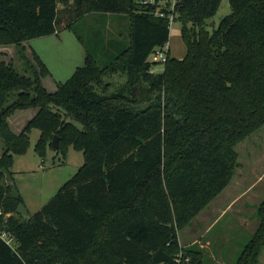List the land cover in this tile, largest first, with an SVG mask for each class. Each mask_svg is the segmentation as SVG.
Returning a JSON list of instances; mask_svg holds the SVG:
<instances>
[{"label": "trees", "instance_id": "obj_1", "mask_svg": "<svg viewBox=\"0 0 264 264\" xmlns=\"http://www.w3.org/2000/svg\"><path fill=\"white\" fill-rule=\"evenodd\" d=\"M145 0H0V45L15 46L20 74L0 58V264H202V251L180 243L184 230L230 184L236 146L264 128V0H229L232 13L210 32L222 0H185L177 20L183 59L168 55L150 73L153 51L168 43L170 23ZM93 13L128 20V45L101 67L87 54L50 92L51 75L28 52L32 39L59 34ZM126 78L112 91L105 77ZM36 114L20 132L9 119ZM43 156L60 138L82 151L83 165L37 213L17 212L23 197L6 175L30 146ZM53 149V148H52ZM261 223L235 264H259Z\"/></svg>", "mask_w": 264, "mask_h": 264}, {"label": "rangeland", "instance_id": "obj_2", "mask_svg": "<svg viewBox=\"0 0 264 264\" xmlns=\"http://www.w3.org/2000/svg\"><path fill=\"white\" fill-rule=\"evenodd\" d=\"M231 13L229 0H222L216 15L206 21L207 30L213 32L222 19ZM119 18L116 15L93 13L74 23L70 29L60 31L59 34L35 38L26 43L30 57L32 58L31 51H34L51 73L43 80L48 91H55L56 83L66 82L77 67L83 64L87 54L96 58L101 67H105L127 48L128 20L121 21ZM97 19L101 20L97 21ZM181 29L182 23L179 20H175L170 26L168 41L170 56L176 59H183L186 55V46L181 36ZM0 58H4L7 63L11 62L20 74L29 73L25 63L16 53L15 46L0 45ZM148 61L152 63L154 74H159L164 70L163 63H155V54L152 53ZM105 81L111 83V89L114 91L125 83L126 78L120 74H113L106 76ZM33 112L36 111L30 109L16 112L10 118L12 130L18 133L22 125L25 127L32 118ZM40 133L39 129L33 128L31 130L30 146L27 152L23 155L14 156V165L10 173L6 175L7 182L14 184V188L23 197L24 207L29 213L28 216H25L26 218L34 215L49 203L84 163L82 151L69 145L66 147V156L61 152L57 153L50 146L46 147L42 157L39 156L35 147ZM2 148L3 142L0 137V154ZM236 152L239 154L240 165L235 169L231 185L234 186L236 182H243L238 178L247 171L251 175L250 177L246 175L242 177L246 176L243 184L251 185L254 181L253 178L255 181L258 179L256 173L252 172H258L261 178L258 179L257 187L249 190L246 196L235 202L234 208L226 210L228 203L225 201L223 205L220 204V210L214 212V215L208 218L203 217L206 213L197 215L179 233V238L183 240L182 244H185L186 237L197 238L200 241L195 242L193 247L202 251V264H227L228 260L231 261V264H235L234 258L232 259V251L237 250V258L235 257V261H237L245 246L253 239L261 223L258 208L264 202V128L237 145ZM238 184L240 185V183ZM239 185L235 184L232 189L234 191H231L229 186L220 198L224 199L225 196L226 199L231 197L230 200L236 198L240 193L235 191L238 189L237 187H240ZM224 208L225 210H223ZM213 222L214 224L207 230V227ZM192 228L194 232L190 230ZM208 240L210 245L207 244ZM200 245L203 247L200 248ZM181 254L183 255L180 253L178 257H181Z\"/></svg>", "mask_w": 264, "mask_h": 264}, {"label": "crops", "instance_id": "obj_3", "mask_svg": "<svg viewBox=\"0 0 264 264\" xmlns=\"http://www.w3.org/2000/svg\"><path fill=\"white\" fill-rule=\"evenodd\" d=\"M106 15H111V14H106ZM115 16V15H114ZM86 17V16H85ZM116 17H120L119 19H121V21L122 20H124V21H127V19H125L123 16H116ZM101 19H97V21H100ZM125 23V22H124ZM25 46H26V44H25ZM27 47V46H26ZM28 49V48H27ZM28 52H29V50H28ZM44 80V79H43ZM46 87V86H45ZM46 89H47V87H46ZM57 89V88H56ZM56 91V90H55ZM54 92V91H53ZM36 114V112H33V114H32V117L34 116ZM9 122H10V125L12 126V124H11V121H10V119H9ZM21 129H23V125H22V127H21ZM18 132H20V131H18ZM252 173H256L255 175H256V177H258V179H260L261 177L259 176V173L258 172H252ZM244 175H246L247 177H250V175L251 174H249V171H247V172H243L242 173V175H241V177L240 178H238V180H243V182H236L235 184L236 185H239L238 183H240V187H237L238 189L237 190H235V191H238V192H240L239 194H238V196L236 197V198H234V199H231L230 200V198H228V199H226L227 197L225 196V198L223 199V198H220L221 197V195H224V191L226 190V189H228V187L230 186V188L229 189H231V191H234V190H232L233 189V187L235 186V184H234V186H232L231 185V183H232V181L230 182V184L224 189V191L218 196V197H216L201 213H200V215H202V214H204V213H206V215H204L203 217H205L206 216V218H208L209 216H212V215H214V212L216 213V212H218L219 210H220V204L221 205H223L224 203H225V201L228 203V205L226 206V210L227 209H232V208H234L233 206H234V204H235V202L236 201H238V200H240V199H242L244 196H246L247 194H248V191L249 190H251V189H253V188H255V187H257L258 186V183H259V181H258V179H256V181H255V178H253V180L255 181H252V183H251V185H248V184H243L244 183V180L246 179V176L244 177V178H242ZM232 193V192H231ZM241 197V198H240ZM223 210H225V208L223 209ZM222 210V211H223ZM236 212V211H235ZM237 213H239V214H241L240 212H237ZM219 218V217H218ZM242 219V218H241ZM244 220V219H243ZM214 224V222L213 223H211V225L209 226V227H207V230H208V228L210 229L211 228V226ZM191 227H193V226H191ZM206 228V227H205ZM192 232H194V229L192 228V229H190ZM182 241L183 240H181L180 239V243L182 244ZM197 241H199L197 238H189V237H186V239H185V244H182L183 246H185V247H193V246H195V242H197ZM200 242V241H199ZM207 244L208 245H210V241L208 240L207 241ZM203 246L202 245H200V248H202ZM236 255H237V250H233L232 251V259L234 260V262H236L235 260V257H236ZM237 258V257H236ZM263 260V263L262 264H264V250L262 251V254H261V256H260V262H259V264H261V261ZM227 264H231V261H229L228 260V263Z\"/></svg>", "mask_w": 264, "mask_h": 264}, {"label": "built area", "instance_id": "obj_4", "mask_svg": "<svg viewBox=\"0 0 264 264\" xmlns=\"http://www.w3.org/2000/svg\"><path fill=\"white\" fill-rule=\"evenodd\" d=\"M185 0H145L144 4H148L154 7L153 14L156 17L165 18L171 24L177 20L179 15V10L183 6ZM170 53L169 43L164 44L163 46L155 49L153 54L156 56L155 63L165 64L168 60V55ZM150 73H154V68L150 69ZM2 239H5L8 244L12 243L11 239L6 238L5 234L0 235ZM180 256V255H179ZM178 264L183 262H188L189 258H185L182 254L181 257H178L176 260Z\"/></svg>", "mask_w": 264, "mask_h": 264}, {"label": "water", "instance_id": "obj_5", "mask_svg": "<svg viewBox=\"0 0 264 264\" xmlns=\"http://www.w3.org/2000/svg\"><path fill=\"white\" fill-rule=\"evenodd\" d=\"M59 140H60V138L58 136H55L53 138V140H52V143H51L52 144V148L55 151L58 150ZM17 212L20 213V214H23L25 216H28V214H29L28 211L26 210V208L22 204H20L18 206Z\"/></svg>", "mask_w": 264, "mask_h": 264}]
</instances>
